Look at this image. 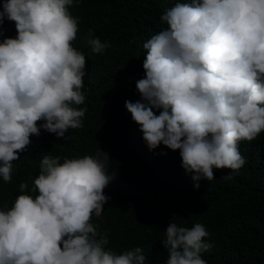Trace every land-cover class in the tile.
I'll return each mask as SVG.
<instances>
[{"label": "clouds", "instance_id": "obj_1", "mask_svg": "<svg viewBox=\"0 0 264 264\" xmlns=\"http://www.w3.org/2000/svg\"><path fill=\"white\" fill-rule=\"evenodd\" d=\"M79 2H0V25L8 20L16 30L15 38L0 42L5 183L31 136L43 129L63 138L83 127L86 109L73 105L85 102L86 58L72 46L79 21L69 11ZM160 19L167 27L143 43L145 75L135 85L140 100L125 101L126 111L149 151L179 150L193 181L213 180V169L238 174L246 163L240 143L264 132V0H178ZM85 41L94 54L111 47L91 30ZM109 162L99 148L62 163L58 155H43L32 188L20 183L12 207L0 210V264H145L140 247L120 254L108 249L110 233L91 222L110 199L103 192L115 178ZM164 234L166 264H206L202 254L213 245L203 224L169 222Z\"/></svg>", "mask_w": 264, "mask_h": 264}, {"label": "trees", "instance_id": "obj_2", "mask_svg": "<svg viewBox=\"0 0 264 264\" xmlns=\"http://www.w3.org/2000/svg\"><path fill=\"white\" fill-rule=\"evenodd\" d=\"M176 2L80 0L70 6L79 21L72 46L86 58L85 102L73 105L86 109L83 127L69 129L63 138L43 129L31 136L27 151L12 162L11 182L0 177V210L12 207L21 194L20 183L32 188L43 155H58L62 163L64 158L94 156L99 148L108 155L115 178L103 190L110 199L102 215H93L91 222L110 233L108 249L120 254L140 247L145 264H166L162 242L169 222L188 228L200 223L209 233L206 242L213 245L202 254L206 264H264V132L240 143L246 163L238 174L213 169V180L193 181V173L186 174L181 166L179 150L161 145L149 151L125 109V101L140 100L135 85L145 75L143 43L166 29L160 17ZM0 27V42L15 38L13 22L5 20ZM89 30L111 47L92 53L85 41ZM228 174L234 179L223 178Z\"/></svg>", "mask_w": 264, "mask_h": 264}]
</instances>
